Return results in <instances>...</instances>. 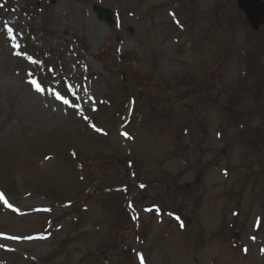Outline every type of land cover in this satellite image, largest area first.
<instances>
[{"label": "rangeland", "instance_id": "obj_1", "mask_svg": "<svg viewBox=\"0 0 264 264\" xmlns=\"http://www.w3.org/2000/svg\"><path fill=\"white\" fill-rule=\"evenodd\" d=\"M235 1L0 0V264H264V27Z\"/></svg>", "mask_w": 264, "mask_h": 264}, {"label": "water", "instance_id": "obj_2", "mask_svg": "<svg viewBox=\"0 0 264 264\" xmlns=\"http://www.w3.org/2000/svg\"><path fill=\"white\" fill-rule=\"evenodd\" d=\"M238 9L244 13L247 21L254 31L264 23V3L260 0H237ZM97 18L103 20L107 25L112 26L111 12L106 9L93 7Z\"/></svg>", "mask_w": 264, "mask_h": 264}, {"label": "flooded vegetation", "instance_id": "obj_3", "mask_svg": "<svg viewBox=\"0 0 264 264\" xmlns=\"http://www.w3.org/2000/svg\"><path fill=\"white\" fill-rule=\"evenodd\" d=\"M149 2L150 1H152V0H148ZM177 1H181V0H177ZM219 1L220 0H210V4L212 5V7H216V10L215 11H213V14L215 15V16H217V14H218V7H219ZM221 4V3H220Z\"/></svg>", "mask_w": 264, "mask_h": 264}, {"label": "trees", "instance_id": "obj_4", "mask_svg": "<svg viewBox=\"0 0 264 264\" xmlns=\"http://www.w3.org/2000/svg\"><path fill=\"white\" fill-rule=\"evenodd\" d=\"M125 211H126V208H125V205H124V211H123V212H124V214H125ZM126 212H127V211H126Z\"/></svg>", "mask_w": 264, "mask_h": 264}]
</instances>
